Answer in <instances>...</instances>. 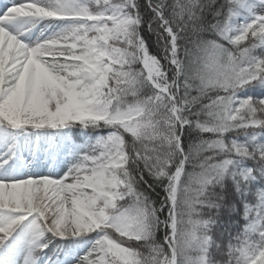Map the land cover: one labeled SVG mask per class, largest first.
Here are the masks:
<instances>
[{"label": "snow or ice", "instance_id": "obj_1", "mask_svg": "<svg viewBox=\"0 0 264 264\" xmlns=\"http://www.w3.org/2000/svg\"><path fill=\"white\" fill-rule=\"evenodd\" d=\"M0 264H264V0H0Z\"/></svg>", "mask_w": 264, "mask_h": 264}, {"label": "rangeland", "instance_id": "obj_2", "mask_svg": "<svg viewBox=\"0 0 264 264\" xmlns=\"http://www.w3.org/2000/svg\"><path fill=\"white\" fill-rule=\"evenodd\" d=\"M6 2H7V0H6ZM17 2H24V0H17Z\"/></svg>", "mask_w": 264, "mask_h": 264}, {"label": "trees", "instance_id": "obj_3", "mask_svg": "<svg viewBox=\"0 0 264 264\" xmlns=\"http://www.w3.org/2000/svg\"><path fill=\"white\" fill-rule=\"evenodd\" d=\"M153 51H155V46L153 45V48H152Z\"/></svg>", "mask_w": 264, "mask_h": 264}]
</instances>
